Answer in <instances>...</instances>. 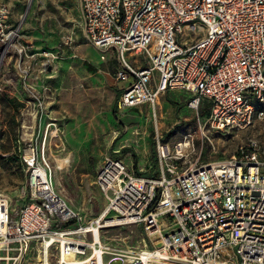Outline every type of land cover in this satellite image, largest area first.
Here are the masks:
<instances>
[{"label":"built area","instance_id":"2783aa9c","mask_svg":"<svg viewBox=\"0 0 264 264\" xmlns=\"http://www.w3.org/2000/svg\"><path fill=\"white\" fill-rule=\"evenodd\" d=\"M78 2L85 39L115 54L117 110L154 108L178 89L190 94V108L206 109L203 128L264 121V0ZM179 144L157 140L158 169L149 176L105 158L95 182L107 205L88 223L55 191L45 140L30 145L19 159L29 201L12 211L0 193V264H98L93 255L108 244L94 232L129 224L157 247L129 262L111 254L108 264H264V151L185 165Z\"/></svg>","mask_w":264,"mask_h":264},{"label":"rangeland","instance_id":"374dc122","mask_svg":"<svg viewBox=\"0 0 264 264\" xmlns=\"http://www.w3.org/2000/svg\"><path fill=\"white\" fill-rule=\"evenodd\" d=\"M0 23V193L12 211L29 201L20 156L42 145L48 124L45 154L55 191L84 223L107 205L95 182L107 157H123L128 166L132 160L149 176L158 169L157 140L172 150L188 142L185 165L228 160L251 147L264 151L263 120L245 129L203 128L206 109L190 108L182 90L165 92L154 108L117 110L115 54L85 39L78 0H0ZM100 234L121 253L157 247L141 225L104 227Z\"/></svg>","mask_w":264,"mask_h":264},{"label":"bare ground","instance_id":"6f19581e","mask_svg":"<svg viewBox=\"0 0 264 264\" xmlns=\"http://www.w3.org/2000/svg\"><path fill=\"white\" fill-rule=\"evenodd\" d=\"M50 125H52V124H48L47 129H46V132H45V136H44L45 142L47 140V133H48V130H49L48 127ZM53 133H55V132L53 131ZM187 145H188V142L180 143L178 147L181 148V147L187 146ZM94 238L97 241L100 240V232L99 231H95L94 232ZM44 244L45 245H48L49 242L46 241V243L44 242ZM142 250L143 249H141L138 252H135V251H126V252H124L123 251L121 253V251H119V250L117 251V249L111 248L108 245V249H106V251H104L102 254H100V252H98V251L97 252L95 251V253L93 255V258L96 257V261H97L98 264H108V260H109V258L111 256V254L118 253L121 256V258L123 259L124 262H129V261H131L134 258V256H136L137 254H140V252ZM61 259L62 260H65V261H67L69 263V262H73V261H78L79 260V257L77 255H75V254H66V253H63L61 255ZM149 264H152V263H149Z\"/></svg>","mask_w":264,"mask_h":264},{"label":"crops","instance_id":"0c3cea01","mask_svg":"<svg viewBox=\"0 0 264 264\" xmlns=\"http://www.w3.org/2000/svg\"><path fill=\"white\" fill-rule=\"evenodd\" d=\"M117 151H119V150H115L114 152H117ZM123 158V157H122ZM127 164V163H126ZM134 166V164H133V162H132V160H130V166Z\"/></svg>","mask_w":264,"mask_h":264},{"label":"water","instance_id":"95a60500","mask_svg":"<svg viewBox=\"0 0 264 264\" xmlns=\"http://www.w3.org/2000/svg\"><path fill=\"white\" fill-rule=\"evenodd\" d=\"M29 5H30V3L28 4V6H27V8H26V12H25V13H27V11H28V8H29Z\"/></svg>","mask_w":264,"mask_h":264}]
</instances>
